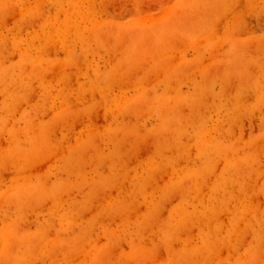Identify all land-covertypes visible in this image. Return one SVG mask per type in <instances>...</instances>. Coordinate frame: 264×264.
Segmentation results:
<instances>
[{
	"label": "rangeland",
	"instance_id": "1",
	"mask_svg": "<svg viewBox=\"0 0 264 264\" xmlns=\"http://www.w3.org/2000/svg\"><path fill=\"white\" fill-rule=\"evenodd\" d=\"M0 264H264V0H0Z\"/></svg>",
	"mask_w": 264,
	"mask_h": 264
}]
</instances>
